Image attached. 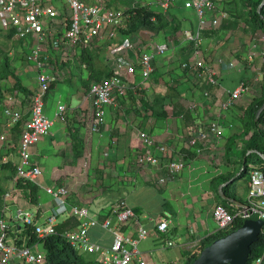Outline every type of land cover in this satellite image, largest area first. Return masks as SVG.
Returning <instances> with one entry per match:
<instances>
[{"label":"crops","instance_id":"1","mask_svg":"<svg viewBox=\"0 0 264 264\" xmlns=\"http://www.w3.org/2000/svg\"><path fill=\"white\" fill-rule=\"evenodd\" d=\"M227 2L228 0H223L220 5L227 9L229 7ZM45 3L59 9L61 13L59 21L62 18H69L70 10L66 0H46ZM135 3L152 6L153 3L158 4L159 0H140L131 5ZM109 4L110 6L114 4L116 9L130 5L122 0H109ZM178 5L182 6V3ZM175 11L177 12L176 9ZM188 11L195 16V11ZM232 17L228 20L234 18ZM228 20L223 21L221 28L229 24ZM209 23L208 20L207 24ZM58 26L62 27L61 24ZM240 26L243 27L244 23ZM0 29H3L2 33L5 37L16 39L20 46L19 52L16 47L13 50L19 53L14 65L22 86L28 89L24 91L15 88L14 78L4 80L1 84L4 94L0 98V133L7 120L3 114L4 107L7 104H21L23 118L12 130L14 142L18 143L21 130L27 126L31 118L30 102L39 86L38 70L32 62L26 60L25 54L29 51V47L24 41L17 40L2 14H0ZM142 31L143 29H140L129 38L119 36L118 43H113L112 47L106 46L108 50L105 55L101 52V59L107 63L118 52L124 41L132 37L137 39L143 35ZM151 34L149 41H146L145 37L138 39L140 45L165 43L168 46L166 54L155 56L153 61L155 73L149 82H144L140 74L129 79L126 95L117 97L115 103L106 108L105 123L99 132L91 130L92 99L90 91L86 90L82 81L88 77L89 69L85 65L77 69L72 65L68 71L69 75H65L62 67H67L68 63L63 61L65 58L62 57L63 53L58 55L62 60L53 63L54 66L49 68L55 81L50 92L59 81L72 86L73 83L82 80L78 82L81 85L79 94L72 93L69 95L71 100L65 103L66 119L56 116L60 104H64L59 100L55 112V120H57L49 130L50 133L42 136L30 147L33 162L40 167L37 182L47 194L45 196L39 194L41 208L34 207L32 210L37 211L38 220L43 222L56 204L55 198L47 192V188L58 185L68 187V199L72 205L87 206L91 215L95 217L101 216L113 203L125 199L135 208L144 224L151 229L150 236L140 242L142 252L151 263L166 264L181 257L185 262L184 252L196 249L205 237L218 229L213 210L221 202L220 195L231 206L243 205L249 197L248 180L244 181L240 178L237 182L228 184L221 181V178L237 167L227 159V147L231 144L230 140L233 136L238 137L242 131L240 116L256 95L258 81L263 73H259L260 65L254 60L256 38H251L252 34L249 32L238 36L239 43L231 50L226 46L228 37L214 39L203 37L201 47L193 49L189 46L190 41L185 35L171 38L161 34L156 35L154 32ZM102 42L104 40L98 39L95 45L102 47ZM213 44L214 50L211 52ZM15 52L10 54L15 56ZM256 58L258 59V56ZM190 60H196L195 63L201 66L213 68L218 76V84L209 82L205 68H184L183 63ZM242 80L250 85L249 90L237 98L231 108L224 109L223 103ZM231 82L233 84L230 85ZM13 97L16 98L15 101ZM52 113L47 107L45 114L50 117ZM213 119L219 121L224 135L218 141L212 142L215 136L210 133V142L206 147L200 143L199 146L203 147V150L199 152L196 147L190 145L189 140L194 134L207 131ZM142 132L152 135L159 143L167 146L164 155L166 160L184 155L187 165L175 178H168V170L164 165L144 167L137 163L138 156L147 150L141 139ZM73 134L79 135L86 143L84 155L79 158L74 157ZM243 145V141L239 138L234 145L232 144L229 151L232 159L239 158ZM12 152V159L18 162L17 148H12ZM95 153H98L96 159ZM52 157H56V161L54 159L53 161ZM42 173H44L43 184L39 181ZM226 185H229V196L222 192V188ZM17 206L12 203L7 212L12 229L19 223L14 218L19 207ZM161 217H168L171 221L170 236L177 241L175 247L179 248L175 257L172 253L173 249L169 250L164 246V237L155 232L156 223ZM125 232L135 234L132 228H125ZM90 234L94 241L104 245L112 243V232L101 226L93 227ZM36 248L43 249L41 244Z\"/></svg>","mask_w":264,"mask_h":264},{"label":"built area","instance_id":"2","mask_svg":"<svg viewBox=\"0 0 264 264\" xmlns=\"http://www.w3.org/2000/svg\"><path fill=\"white\" fill-rule=\"evenodd\" d=\"M70 7L69 20L58 18L61 13L58 8L46 5V0H0V14L8 21L9 28L15 31L17 40H23L29 51L25 54L26 60L32 62L38 70L39 86L31 98V118L27 126L21 130L20 140L14 142L13 128L23 118L21 104H7L3 109L6 124L0 133V168L1 164L12 159V148H17L19 161L17 173L11 180L5 194V216L0 217V264H45V249H37L36 246L19 244L14 241L9 229L12 227L7 217L10 205L17 203L18 197L12 194L19 179L37 181L40 167L33 162L30 150L42 136L50 133L55 119L48 117L44 112L45 97L51 89L54 76L49 68L53 67V58L66 53L67 49H83L93 47L98 39H102V33L106 30V40L116 35V27L122 25L123 10L111 7L109 0H66ZM179 0H159V4L165 11H169L172 4ZM184 9L195 11L199 23L194 31L187 28L184 35L195 43L199 49L203 43V31L210 26L217 28L224 20L231 17L230 12L223 8L222 0H181ZM59 24L62 27L58 26ZM168 46L165 43H151L150 46H141L130 39L124 41L118 48V52L108 61L111 76L104 81L94 82L90 89V97L93 105V122L91 130L101 131L105 123L106 108L115 103L119 96H125L129 87V79L140 74L144 81L148 80L155 67L156 55H165ZM62 55V56H63ZM184 68L196 67L195 61L183 63ZM45 69V70H44ZM208 79L211 84H218V76L215 70L208 71ZM250 85L243 81L231 92L230 97L223 103L224 109L231 108L236 99L248 91ZM208 95V92H206ZM14 101L16 98H12ZM66 104H60L56 116L66 119ZM210 133L215 136L212 142L218 141L224 135L219 121H210L207 131L194 134L190 145L201 152L210 142ZM141 139L147 150L140 154L137 163L141 166L154 165L168 170V178H175L187 165L184 155L165 159L167 146L159 143L152 135L142 132ZM249 197L243 205L235 210H230L223 204H217L213 210V216L218 229H226L231 226L236 218L245 219L253 214L264 218V171L259 167L250 169ZM47 192L55 198L56 204L52 212L43 222L38 220V213L30 208L18 207L14 218L19 221L17 225H34L40 236H46L57 231V226L75 216L79 218L77 226L65 230L68 239L82 252L98 253L97 260L101 264H152L140 248V242L151 234L135 208L125 199L113 203L101 216L91 215L87 206L72 205L69 202V189L65 185L48 187ZM41 208V204L39 203ZM37 208V207H36ZM170 219L161 217L155 227V232L164 237V246L173 247L177 241L170 236ZM101 226L113 234L110 245H104L91 238L90 230ZM125 228H132L135 234H128ZM264 263V254L257 259L255 264ZM166 264H174L172 261Z\"/></svg>","mask_w":264,"mask_h":264},{"label":"trees","instance_id":"3","mask_svg":"<svg viewBox=\"0 0 264 264\" xmlns=\"http://www.w3.org/2000/svg\"><path fill=\"white\" fill-rule=\"evenodd\" d=\"M223 1V0H222ZM263 0H228L229 7L227 10L234 17L228 20L229 24L223 26L224 29L236 28L244 23V32H249L252 36H256L260 33L264 34V4L260 7ZM260 7V8H259ZM182 6L174 3L169 11L155 9L149 4H134L123 10V21L121 25L120 34L126 37H130L132 34L138 32L140 29H149L154 34H161L164 37L168 33L176 34L179 31H184L187 28L196 30L199 19L187 9H181ZM175 9L178 11L176 12ZM170 13V14H169ZM197 18V21L193 18ZM69 20V19H68ZM221 23L220 26L223 25ZM206 29H204L203 34ZM15 35V31L11 30ZM23 42V40H21ZM189 46L195 49V43L189 40ZM98 50L100 47L97 48ZM191 51V50H190ZM101 51H93V47H86L80 51V64L79 67L85 65L89 69L88 77L83 79V85L87 91H90L94 82L104 81L111 76L112 70L110 65L106 61L101 59ZM56 58H59L57 56ZM69 62V61H68ZM64 63V62H63ZM9 78L15 79V88L28 89L21 84V80L16 73V67L13 63V57L0 45V98L4 94L2 91V81ZM55 81H53V84ZM51 86V87H52ZM264 105V71L262 78L258 81V91L253 97L252 101L247 105L241 114L242 131L238 137H234L230 140L231 144L227 147V159L230 163L236 164L237 167L233 172H228L221 178L223 182H229L231 179L243 178L244 181H249L250 187V169L252 167H259L264 171V109L260 116L257 118L259 109ZM18 125V124H17ZM73 151L74 157L79 158L84 155L86 149V143L79 135L73 134ZM237 138L243 141V147L238 159H232L229 155V151L237 142ZM17 173V162L13 159L7 163L1 164L0 168V217L5 216V194L9 188L6 182H11ZM9 182V184H10ZM40 185L37 181L19 179L12 194L18 197L17 205L25 208L39 207V194ZM229 185L222 188L224 195L229 196ZM249 194V189H248ZM218 204H223L230 210H235L240 207L239 205L231 206L228 201L220 195ZM17 206V207H18ZM79 218L72 216L57 226L55 233L40 236L35 229L34 225H15L9 229L14 241L19 244H27L30 246H36L41 244L46 251L45 264H94L99 262L97 259H89L85 253L80 251L65 235V230L74 226H77ZM244 222V219L236 218L234 223L226 229H220L213 234L205 237L194 250L185 251L186 256L184 264H192L193 260L198 257L201 251L214 240L226 235L232 230L240 227ZM264 254V227L260 234V237L251 246L249 264H255L258 258ZM98 264H101L100 262ZM264 264V263H263Z\"/></svg>","mask_w":264,"mask_h":264},{"label":"rangeland","instance_id":"4","mask_svg":"<svg viewBox=\"0 0 264 264\" xmlns=\"http://www.w3.org/2000/svg\"><path fill=\"white\" fill-rule=\"evenodd\" d=\"M137 1H140V0H122V2H127L128 4H130L129 6H131L132 3L137 2ZM179 3H182V1L179 0V1L176 2V4H179ZM135 4H137V3H135ZM111 6L114 7V4H112ZM129 6L123 8V9L125 10ZM152 6L155 9H157V10H161L162 9V7H161V5L159 3L158 4L157 3H153ZM67 7L70 10V7L69 6H67ZM114 8H116V7H114ZM123 9L120 8V10H123ZM181 9H184L183 6H182ZM185 10H187V9H184V11ZM177 11H178V9H177ZM193 18L197 21V18L198 17L197 18L193 17ZM207 25L208 26H207L204 34H203V37L204 38H209L210 37V38H213V39L214 38H221V37L222 38L228 37L227 40H226V46H228V49H230V50L237 47V45L239 43L238 42L239 41L238 40L239 39L238 36L244 35V31H243L244 30L243 29L244 27H242V26H239V27H236V28L224 29V28H221L222 26H219L217 28H213L212 26H210V24H207ZM2 30L3 29H0V45L8 53H11V52L14 53L15 51L13 52V50H14L15 47H16V50L18 51V49H19L20 46L16 42V39L14 40V39H9L8 37H5V35L2 33ZM115 30H116L115 37H113V38H111L109 40H106L107 31L105 30L102 33V35H103L102 40H104V42H102L101 45H103V46L101 47V46H97V45L94 44L95 46H93V51L96 52V51H101L102 50V54L105 55L107 53V50H108V49H106V46L112 47L113 46V43L114 44L115 43H118V41L120 40L119 39V36H121V34H120V32H121V25L118 26V27H116ZM152 32L153 31H151L149 29H143V31H142V34L143 35H140L141 37L139 36V37H137V39L134 38V37H132L130 40L131 41H134L136 44H139L140 45V43L138 42V39H141V38L144 39L143 37H145V40L146 41H149L150 38H151V35H152L151 33ZM183 35H184V31H179L176 34H172V33L170 34V33H168L167 37H171V38L172 37H178V36H181L182 37ZM250 37L251 38H253V37L256 38L255 41H256L257 46L254 48V56H255L254 60H255V62H256L257 65H260L259 66V69H260L259 70V73H263V71H264V44H263V42H264V34L260 33V34H258L256 36H250ZM96 47H100V49L98 50ZM212 48L213 49H212L211 52H213V50H214V44H213ZM80 51H81V49H77V47H75V48L73 47L71 49L69 48V49L66 50V53H64V55L62 56L63 58L65 56V58H64L63 61L66 62V63H68L67 67H62V70L64 71L65 75H69V72L68 71H69V69H71V66L72 65H74L76 67V69H77V67H79V64H80V57H79ZM169 52H172V51L169 50ZM18 55H19V53H16L15 56H14V54L12 55V56H14L13 57V63L14 64L18 60V58H17ZM20 56H21V52H20ZM257 56H258V59L256 58ZM61 60H62V58H56V57H54L52 61L55 64L57 61L60 62ZM196 67L197 68H200V67L201 68H205V70H206L205 74L208 73V71H210V70H214L211 67L201 66L197 62H196ZM74 71H75V69H74ZM154 73L155 72H153L152 75ZM37 74H38V71H37ZM149 79L146 80V81H144V82H146V83L149 82L150 81ZM81 80L82 79H80L78 82L80 83ZM78 82H75V83L72 84V86H69L68 84L64 83L63 81H59L57 83V85L52 89L51 92L49 90V92H50L49 95L45 97V104H46V106H44V112H46L47 107H49L51 109V111L53 112L50 117L52 119H55V112L58 109L59 100L62 101V102H64V104H65L66 102H69L71 100L70 97H69V95H71L72 93L75 94V92H76L77 95L79 94L81 85ZM229 84L231 85L233 83L231 82ZM46 99H47V103H46ZM56 128H57V126L54 127L53 129L55 130ZM97 156H98V153H95V156H94L95 159L98 158ZM94 157H93V159H94ZM53 159L56 161V157H52V160ZM42 178H44V173H42L39 176V181H40L41 184H43V182H44V180H42ZM9 182L10 181H8V183L6 182V185H9ZM40 193L42 194V196L43 195L44 196L47 195L44 192V190H43L42 187L40 188ZM211 221L213 223V219H211ZM171 249H173L172 250V253H173V256L175 257L178 254L177 251H178L179 248L177 246L176 247L175 246L169 247V250H171ZM84 253H85L86 257L89 258V259H92V258L97 259L98 254H96V253H90V252H84ZM180 255L182 256L181 253H180ZM173 262H174V264H184V259L181 257L179 259H175ZM98 263L99 262H96L94 264H98Z\"/></svg>","mask_w":264,"mask_h":264},{"label":"water","instance_id":"5","mask_svg":"<svg viewBox=\"0 0 264 264\" xmlns=\"http://www.w3.org/2000/svg\"><path fill=\"white\" fill-rule=\"evenodd\" d=\"M263 4L264 0L260 7ZM263 109L264 105L259 109L257 118ZM233 182L234 178L228 184ZM263 227L264 218L258 214L246 217L240 227L206 246L192 264H249L251 246L259 239Z\"/></svg>","mask_w":264,"mask_h":264}]
</instances>
